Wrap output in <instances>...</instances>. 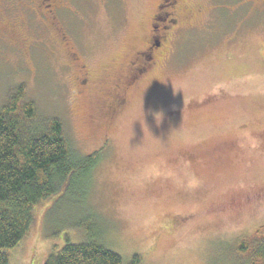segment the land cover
<instances>
[{"label": "rangeland", "instance_id": "obj_1", "mask_svg": "<svg viewBox=\"0 0 264 264\" xmlns=\"http://www.w3.org/2000/svg\"><path fill=\"white\" fill-rule=\"evenodd\" d=\"M153 1L60 0L53 21L28 0H0V109L21 88L73 149L101 150L83 211L60 208V223L52 202L38 206L11 264H42L65 236L79 241L76 217L96 220L123 264L246 263L239 249L264 224V0L189 14L107 116ZM82 65L91 83L78 95Z\"/></svg>", "mask_w": 264, "mask_h": 264}, {"label": "trees", "instance_id": "obj_2", "mask_svg": "<svg viewBox=\"0 0 264 264\" xmlns=\"http://www.w3.org/2000/svg\"><path fill=\"white\" fill-rule=\"evenodd\" d=\"M21 98L18 88L0 109V264H11L9 251L26 236L41 204L52 202L48 212L56 216L68 206L70 214L83 211L101 155V150L89 155L77 152L60 120L38 117L34 104L21 103ZM66 217L60 215L56 222L64 223ZM78 220L72 223L79 241L65 236L63 246L53 245L42 264H123L121 256L106 246L105 229L96 220ZM252 237L253 249L243 243L239 253L245 264H264V224ZM138 262L135 255L130 263Z\"/></svg>", "mask_w": 264, "mask_h": 264}, {"label": "flooded vegetation", "instance_id": "obj_3", "mask_svg": "<svg viewBox=\"0 0 264 264\" xmlns=\"http://www.w3.org/2000/svg\"><path fill=\"white\" fill-rule=\"evenodd\" d=\"M31 9L35 13H40L54 21L57 11L63 10L60 0H28ZM210 0H154L152 2V13L150 19V29L141 40L140 48H135L126 64V72L119 84L116 86V93L112 104L107 106L108 113H113L119 109L126 100L125 93L136 86V83L143 79L157 66L165 54L164 48L171 31L179 25L187 24L189 14L200 13L207 8L210 11ZM205 2V5L203 4ZM210 13V12H209ZM186 20V21H185ZM181 26L180 28H183ZM1 30V24H0ZM73 62L78 59L73 58ZM77 60V61H76ZM77 78V94L86 89L91 83L90 73L84 65L79 67ZM83 92V91H82ZM111 109V110H110Z\"/></svg>", "mask_w": 264, "mask_h": 264}, {"label": "clouds", "instance_id": "obj_4", "mask_svg": "<svg viewBox=\"0 0 264 264\" xmlns=\"http://www.w3.org/2000/svg\"><path fill=\"white\" fill-rule=\"evenodd\" d=\"M154 120L157 122V124H159V122L163 119V112L162 111H155V112H151L150 113ZM141 115H142V119H143V112H142V107H141Z\"/></svg>", "mask_w": 264, "mask_h": 264}]
</instances>
